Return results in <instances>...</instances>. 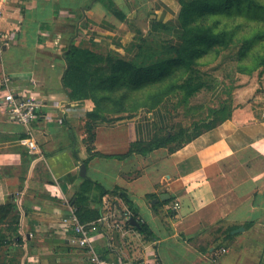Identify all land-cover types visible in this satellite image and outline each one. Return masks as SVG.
I'll use <instances>...</instances> for the list:
<instances>
[{"label":"crops","instance_id":"0c3cea01","mask_svg":"<svg viewBox=\"0 0 264 264\" xmlns=\"http://www.w3.org/2000/svg\"><path fill=\"white\" fill-rule=\"evenodd\" d=\"M183 1L0 0V208L10 206L6 219L0 213V235L7 237L0 264H88L61 233L87 159L86 177L107 192H125L150 233L128 225L120 196H101L94 187L91 199L100 201L102 215L93 221L99 227L93 241L107 263H262L264 72L232 92L226 83L206 90V107L219 98L229 103L223 121L180 147L146 154L133 146L169 136L178 97L93 121L94 102L71 101L64 89L71 44L132 59L127 48L142 39L177 42ZM11 90L40 102L30 125L14 122L1 106ZM29 139L37 149L29 150ZM110 197L124 208L115 219L102 207Z\"/></svg>","mask_w":264,"mask_h":264},{"label":"trees","instance_id":"16d2710c","mask_svg":"<svg viewBox=\"0 0 264 264\" xmlns=\"http://www.w3.org/2000/svg\"><path fill=\"white\" fill-rule=\"evenodd\" d=\"M241 3L242 0H184L178 20L179 30L175 32L177 42L158 45L146 38L142 39L127 48L132 52V59L121 57L117 53L103 56L75 43L71 44L64 51L66 61L64 89L69 100H92L95 107L89 114V118L93 121L108 120L109 115L119 110L120 113H131L142 107L152 109L171 97L179 98L178 105L188 104L189 100L202 90L213 88L196 79L195 74L198 71L195 68L200 64V60L216 50L232 45L235 42L236 32L239 30V26L232 31L220 30L219 27L217 28L218 24L208 26L201 24V20L209 16L231 14L241 7ZM87 24L86 18L81 23L79 33L85 32ZM165 32L171 34L172 28H165ZM243 44L244 49L239 54L240 60L245 58L251 46L247 42ZM179 70L186 72L182 82H166L168 79L172 80L174 73ZM106 92L109 94H103ZM228 104H223L220 116L218 111L210 108L208 116L200 120L195 133L184 143L179 144L177 141V137L181 136V129L174 133L172 131L175 129L171 128L169 136L155 138L146 144H136L133 149L146 154L172 143L176 144L175 147H180L197 137L203 129H211L223 121L231 110ZM88 129L91 132L90 126ZM87 147L91 149L89 145ZM96 155L102 156L99 153ZM88 161L89 159L84 163L87 164ZM94 187L101 189V196L106 194L120 196L127 206L130 218H135L139 222V227L133 226L130 221L128 225L141 234L149 233L139 211L125 192H120L119 189L107 192L88 177L81 179L79 190L71 201L76 206L77 215L82 223L97 221L102 215L100 201L94 203L95 200L91 199ZM147 197L152 199L157 196L149 194ZM9 207L0 208V213L4 214L3 219L8 217ZM231 232L232 230L229 229L227 235L231 236ZM6 238L5 235H0V246L5 245ZM19 241H23L22 236L19 237Z\"/></svg>","mask_w":264,"mask_h":264},{"label":"rangeland","instance_id":"374dc122","mask_svg":"<svg viewBox=\"0 0 264 264\" xmlns=\"http://www.w3.org/2000/svg\"><path fill=\"white\" fill-rule=\"evenodd\" d=\"M201 24L208 26H217L218 24L217 28L219 27L220 30L226 29L228 31L235 30L239 26V30L236 32L235 42L232 45L218 51L216 50L200 60V64L195 68L198 71L195 74L196 79L198 78L206 86H213L214 88L221 87L222 83L230 84V91L232 92L234 89H237V85L239 84L247 85L253 82L259 76L260 72L263 75L264 0H242L241 7L234 10L231 14L205 17L201 20ZM243 42H247L251 46L247 50L245 58L240 60L239 54L244 49ZM185 75L186 72L184 70H179L174 73L172 80L168 79L166 82L179 81L180 83L186 77ZM103 94L109 93L106 92ZM206 99L207 95L205 90L191 98L188 104L179 105L175 108L172 117V127L175 131L172 132L177 133L181 129V136L180 138L177 137L179 144L186 142L195 133V128L199 125L200 120H204L207 117L210 108L218 111V116H220L223 107L222 99L219 98L216 100L213 107L209 105L206 107ZM229 99H232V95H230ZM105 108L108 109V107ZM119 111H115L112 115H109V118L111 116L113 118L116 116L119 117L127 113H120ZM193 129L194 131H192ZM108 199L102 205L106 209V212L111 213V216L119 208L123 212L124 208L115 200V197ZM113 218L115 219L114 216ZM261 264H264V259Z\"/></svg>","mask_w":264,"mask_h":264},{"label":"built area","instance_id":"2783aa9c","mask_svg":"<svg viewBox=\"0 0 264 264\" xmlns=\"http://www.w3.org/2000/svg\"><path fill=\"white\" fill-rule=\"evenodd\" d=\"M1 106L14 122L28 126L34 120L36 112L40 108V102L32 97L16 94L11 90L3 96ZM27 146L30 151L37 149L33 139L27 141ZM178 207L179 204H176L175 208ZM129 220L130 217L127 216V221ZM97 223H82L77 215L76 206L68 205L67 214L62 220L61 233L68 237L70 246L85 253L88 264H109L97 252L93 241L94 235L99 232Z\"/></svg>","mask_w":264,"mask_h":264},{"label":"water","instance_id":"95a60500","mask_svg":"<svg viewBox=\"0 0 264 264\" xmlns=\"http://www.w3.org/2000/svg\"><path fill=\"white\" fill-rule=\"evenodd\" d=\"M80 176H81L82 178L86 177V165H85V164H83V165L81 166V168H80ZM161 199H162V200H165V196H164V195L161 196ZM129 221L131 222V224H132L133 226L139 227V222H138L135 218H130ZM239 231H244V228H240V229H238V230H235L233 233H237V232H239Z\"/></svg>","mask_w":264,"mask_h":264}]
</instances>
